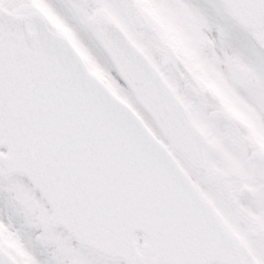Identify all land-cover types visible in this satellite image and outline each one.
Wrapping results in <instances>:
<instances>
[{
	"label": "snow or ice",
	"instance_id": "snow-or-ice-1",
	"mask_svg": "<svg viewBox=\"0 0 264 264\" xmlns=\"http://www.w3.org/2000/svg\"><path fill=\"white\" fill-rule=\"evenodd\" d=\"M0 264H264V0H0Z\"/></svg>",
	"mask_w": 264,
	"mask_h": 264
}]
</instances>
